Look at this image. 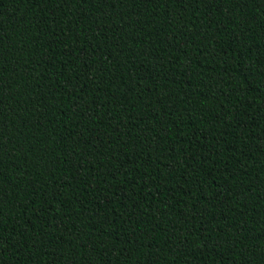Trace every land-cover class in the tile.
Segmentation results:
<instances>
[{"label": "trees", "instance_id": "trees-1", "mask_svg": "<svg viewBox=\"0 0 264 264\" xmlns=\"http://www.w3.org/2000/svg\"><path fill=\"white\" fill-rule=\"evenodd\" d=\"M0 264H264V0H0Z\"/></svg>", "mask_w": 264, "mask_h": 264}]
</instances>
